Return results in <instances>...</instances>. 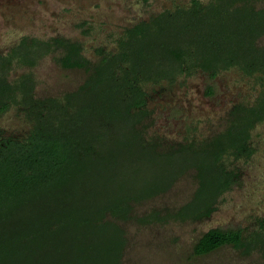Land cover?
Instances as JSON below:
<instances>
[{"label":"rangeland","instance_id":"374dc122","mask_svg":"<svg viewBox=\"0 0 264 264\" xmlns=\"http://www.w3.org/2000/svg\"><path fill=\"white\" fill-rule=\"evenodd\" d=\"M200 1L203 5L218 2ZM191 3L192 0H0V51H7L24 38L61 37L79 42L83 55L94 67L103 56L118 57L122 53V42L128 41V29L141 22H152L166 11L188 8ZM242 4L238 1L236 6ZM254 5L262 7L264 0ZM228 18L219 26L215 23V28L223 29L227 39L236 27L231 17ZM209 32L206 26L185 28L182 22L175 21L162 31L154 30L144 41H134L135 48L129 47L130 51L144 48L139 53L147 54L145 57L149 59L136 56L142 66L163 67L161 73L138 67L129 74L145 94L144 112L135 126L145 145H156L162 151L183 142L197 150L213 151L215 140H209L210 135L226 132L239 116L264 98L262 73H248L240 64L220 65L216 72L192 63L178 69L169 65L165 59L166 45ZM257 43L264 47V34ZM63 50L58 48L40 55L34 65L18 61L12 64L8 71L10 79L25 75L34 79L31 104L35 103L36 112H24L13 105L7 112H0V129L5 136L23 138L39 119L42 124L50 120L60 130H76L82 137L100 129L105 134L104 145L115 147L122 160L129 159L134 140L130 118L103 117V107L115 106L121 96L113 94V89L107 86L75 96L92 71L87 67L64 66ZM131 69L126 61L118 64L114 71L119 86L125 84L126 71ZM129 91L126 90L130 98ZM133 111L136 115V109ZM248 134L251 153L228 147L221 155L219 164L238 177L217 199L210 218L197 220L170 215L195 195L198 179L195 168H189L166 191L136 202L133 217L120 221L126 231V245L119 264H264V246L260 243L245 253L232 245L206 254L194 253L199 236L210 226H245L248 234L260 228V220L264 218V116L253 121ZM8 209L9 204L0 205V216ZM16 210L2 220L3 228H0L3 231L15 222V232L6 239L14 243V249L23 239L39 240L35 233L42 232L34 222L20 230V224L33 214L23 208ZM154 212H159L164 219L150 216ZM148 215L151 219L145 220Z\"/></svg>","mask_w":264,"mask_h":264},{"label":"trees","instance_id":"16d2710c","mask_svg":"<svg viewBox=\"0 0 264 264\" xmlns=\"http://www.w3.org/2000/svg\"><path fill=\"white\" fill-rule=\"evenodd\" d=\"M238 1L243 4L236 6ZM257 1L261 0H218L203 5L200 0H194L188 8L166 11L152 22H141L128 29V41L122 42V53L118 57L105 55L94 67L82 54L79 42L61 37L32 38L30 43L24 38L21 46L4 58L1 70L13 61L34 65L40 55L63 48L64 66L87 67L92 71L75 96H84L104 86L112 88L113 94L118 93L121 98L118 97L115 106L103 107V117L110 120L111 115L113 118L128 116L134 140L129 159L122 160L115 147L104 145L105 134L100 129L82 137L76 130H60L47 120L28 142L0 152V205L9 204L8 211L0 216V228H3L2 220L23 208L33 215L28 214L26 221L19 223L20 230L33 222L40 232L42 230L40 237L35 233L39 240H19L15 249L12 248L14 243L6 240L15 232V222L0 231V264H119L126 245V231L120 221L133 217L136 202L166 191L189 168L198 169L195 195L170 215L196 218L213 209L218 196L237 180L234 172L219 164L221 155L228 147L252 152L248 128L256 118L264 116V98L218 136L213 151L200 152L188 146L158 150L156 145H145L140 131L135 129L144 112L145 94L129 74L138 67L146 72L161 73L163 67L142 66L136 56L149 59L145 57L147 54L139 53L144 48L130 51L129 47L135 48L134 41H144L154 30L162 31L175 21L182 22L185 28L206 26L210 29L208 34L180 39L164 47L169 65L178 69L192 63L216 72L220 65L240 64L248 73L260 71L264 85V47L257 43L264 34V5L257 8L254 5ZM228 17L236 26L228 34L229 39L223 29L215 28V23L219 26ZM121 61L128 62L132 69L126 71L125 84L119 86L114 70ZM0 93H4L2 87ZM4 109L2 105L0 110ZM151 215L164 219L159 212ZM260 223L264 231V219ZM242 231L241 228L210 229L195 243L194 253L206 254L223 244L242 248ZM263 235V232L259 234V241L246 240V236L245 250L250 251L260 241L264 245Z\"/></svg>","mask_w":264,"mask_h":264},{"label":"flooded vegetation","instance_id":"af4514ba","mask_svg":"<svg viewBox=\"0 0 264 264\" xmlns=\"http://www.w3.org/2000/svg\"><path fill=\"white\" fill-rule=\"evenodd\" d=\"M193 2H194V0H192L191 5L193 4ZM22 41H23V39L17 45L13 46L12 48L8 49L7 51H0V64H2V62L5 60L4 58L8 57L12 51H14L15 49H18L21 46L20 44H22ZM30 41H31V39L28 40L29 43H30ZM82 54H83V52H82ZM14 62L15 61L6 64L5 70L0 69V88L2 87V89L4 91L3 94L0 93V98H1L0 108L2 105L5 107V109L2 111L0 110V112H3V113L7 112L8 110H10L12 108L13 105H17L24 112L32 111L35 113L36 112L35 103L31 104V101H33L34 79L32 77L31 78L27 77V75L21 76L19 78L14 79V80L10 79L8 77V71H10V68L12 67V64ZM0 67H1V65H0ZM39 129H42L41 119H39V121L36 123L33 130L31 132H29V134L23 138H18V137L9 136V135L5 136L4 132L0 129V152H2L3 150L9 149V146H11V147L12 146H21V145L25 144L26 142H28L30 140V138L33 136V134H35L36 130H39ZM219 135H221V133L218 134V132H213L208 139L209 140L214 139L216 141V139L218 138ZM208 139L206 141H208ZM151 144H153V143H151ZM184 146H188L189 148L195 149V147L193 145L185 144L183 142H180L178 144H174V149H180ZM201 151L202 150H200V152ZM238 152H245V149L243 151L238 150ZM193 168H195V167H193ZM195 170L197 173L198 169L195 168ZM236 176L238 177V175H236ZM219 197H220V195L218 196V198ZM217 199H216V201H217ZM215 202L212 205L213 209H214ZM181 208H183V207H181ZM181 208L177 209L176 211L180 210ZM213 209L210 212H208L207 214H202V215L196 217L195 219L203 220L205 218H210V215L214 211ZM259 227L260 228L257 229L256 231L252 232L251 234H248L247 232H245V226H242V227H226V226L213 225V226L208 227L206 230L202 231V234L199 236L198 240L200 239V237L203 236V234L205 232H207L208 230L213 229V228L214 229H224V230H228L231 228H234V229L241 228L243 230L242 231V238L244 241V244H243L241 249L245 253V237L247 236L246 240L257 239L259 241V234H261L263 232V229L261 228V223H259ZM263 237H264V235H263ZM260 244L263 245V241H260ZM224 245H232V244H223L222 246H224ZM232 246L235 247L234 245H232ZM235 248H237V247H235Z\"/></svg>","mask_w":264,"mask_h":264}]
</instances>
